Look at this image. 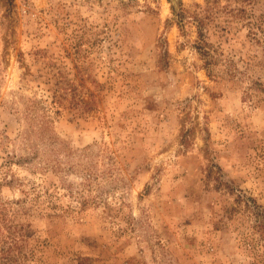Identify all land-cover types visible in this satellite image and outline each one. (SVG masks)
<instances>
[{
  "label": "rangeland",
  "instance_id": "obj_1",
  "mask_svg": "<svg viewBox=\"0 0 264 264\" xmlns=\"http://www.w3.org/2000/svg\"><path fill=\"white\" fill-rule=\"evenodd\" d=\"M0 264H264V0H0Z\"/></svg>",
  "mask_w": 264,
  "mask_h": 264
}]
</instances>
